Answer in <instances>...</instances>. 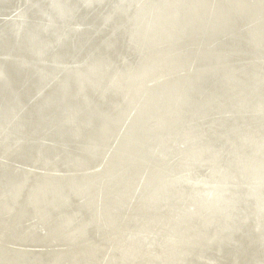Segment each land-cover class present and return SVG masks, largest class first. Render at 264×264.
Returning a JSON list of instances; mask_svg holds the SVG:
<instances>
[{
    "label": "bare ground",
    "instance_id": "1",
    "mask_svg": "<svg viewBox=\"0 0 264 264\" xmlns=\"http://www.w3.org/2000/svg\"><path fill=\"white\" fill-rule=\"evenodd\" d=\"M43 1H45V0H42V2ZM49 1H50V9L52 10L53 13L55 10V11L60 12L62 15H64V19L62 20V22L59 23L56 19H53L54 14L50 10H49L48 15L50 16L52 23H50L48 26H44L45 24L41 25L40 23H37L38 21H36V23L32 22V24L26 23L27 25L24 26L25 22H23L24 23L23 29H26L25 32L27 33V35L32 38V40L30 41V44L33 46L31 49L32 50L31 55L25 56V57L21 56L20 59H13L14 56L16 55V53H13V52L7 50L5 47L1 46L0 48H2V49H0V56H2V55L5 56V58L7 60L6 61H0V64H2V62L4 63L7 61H16V63H20V65L24 66V68L28 67V68H31L30 70L34 69L40 77H43L40 82L37 81L35 84V86H37L36 87L37 91H38V89L43 90L41 88V86H43L42 84H44V82H47L49 79H51L50 77L52 75H55L57 72H60V73L62 72V74H63L65 71L73 70V69H68L67 67H66L67 68L66 70H63V68H64L63 62H65L66 58H68V60H70V62H71V59L75 63L80 61L79 64H81L80 66L83 69L79 74L80 76L77 75L74 81H71V79H69V78L62 79V78H64L63 77L64 74L61 75L62 76L61 81H59L54 86V87H58V88L54 92H52L49 96H47L45 93L44 96L41 97L42 103H40V104H39V102H36V101L31 102L28 97H27V99L23 98V100L18 99V98H16V94L12 90L10 97L7 100L4 99L2 102H0V116H1V114H3L2 115L3 119H0V129L2 128L0 133H3L2 135L5 136V139L7 138V141L9 140L10 136H12L13 138L16 137L17 139H22V143L31 142V144L28 143V145H32V144H36L37 142L42 140V136L47 137L46 135L48 134V132H50V133H54V135L50 134V136L53 138V140H55V145L60 144L62 146V144H64V141L68 140L69 141L68 144L70 146V147H68L69 149L72 147V144L74 145L76 143V140H79L80 143H79L78 149H80V151H81V153H79V154H81V156H82V152H83L85 158L87 157L86 155L88 154V153L86 154V152L84 153L85 146L87 147V145H90L92 143L94 144L96 139H97V146L95 144H94V146L97 149L95 151H98V149L101 150V148H100L101 147L100 146L101 145V137H99V135L100 134L111 135V134H109V133H111L109 129H110L112 120L115 119V116L113 115V113L116 114V112H118V111L120 112L121 108L124 104V102L118 101L117 102L118 105H116V104L113 105V100L116 97V96L114 97V95L117 94L115 91L119 92V88L120 89L124 88L126 80H127L126 78L128 76L135 75V74L139 73V69H140L141 65L144 63V62L142 63L144 55H147V56L149 55L152 58L158 59V60L161 59L160 61H163L164 59H166L165 57H168V59L172 61L171 62L172 67H169V68H170V70H172V73L174 75H172V73H171L167 79H164V81H162V83L159 82L160 84L158 86L160 87L165 83H170L171 84V91L170 92L175 93V95L179 92L178 98L176 97L174 99V97H173L172 102H167L162 107H161V105L163 102L161 104H159L161 101V100H159L160 96L158 94L153 95L154 104L148 108L147 114L149 115V120L151 119L150 121L155 125L154 126L155 127V133L154 134L162 132L163 129L165 128L166 124H168L172 119H174L173 118L174 114L178 113L183 119L181 125H184V123H185L184 120H187L189 122V125H188V126H190L189 128H191L193 133L196 134L197 140H196L195 145H194L195 150L198 149L199 154H203V155L206 154L207 157H209L212 155V152L214 151V147H216L218 145L224 146L226 144L225 137H228V139L229 138L231 139V142H230V140H229V142H230V145L233 147V149H234V147L237 146L236 140L238 137H242V135L244 138L249 137V134L252 133L251 130L254 127H252V129L250 128L251 130L249 131L247 126L250 122L252 123V121L254 119H255V123L257 124V125L255 124L256 125L255 128L260 130V132H261V130L264 129V126L259 127V124H261L262 121L264 122V120H263L264 115H261L262 112L261 111H260L261 113L258 112L260 115H257L258 113L256 114V112L258 110H255L256 111L255 113H252L254 111L251 112V110H252L251 107L258 105L260 102H264V78H263L264 72L259 70L261 68H259L257 66L258 62L255 61V59L254 60L251 59L249 62H246L244 64L239 65L240 64L239 63V59H240L239 56L241 54H245L247 52L253 54V50H249V47H244L243 42L246 44H250V45L254 46L255 47L254 51L256 54H258V53L260 54V59L264 55L263 54L264 53V0H199V1L197 0V2H199V4L197 6L195 5L196 0H134L133 2H131V4H128V5H125L124 2L132 1V0H120V3L119 4L116 3V5L114 4L115 2L113 0L110 2L109 7L111 6L114 12L118 11L119 9H126L124 11V13L127 15L128 12L126 13V11H128V8L129 9L135 8V11L132 13L130 12L131 14H129L128 16H125L127 18L126 24L115 23L113 26V29L111 27L112 32H109L108 35H105L102 38H98L97 40H102V42H100L101 44L99 43L97 46H94L96 43H98L97 40H94V37H95L94 31H96V29L98 28L97 26H94L97 22L96 17H101L102 15L106 14V11L104 14H100V13L94 14L93 13L92 15H95V18H93L92 23L87 19L88 15H89L87 10L84 12L81 11L82 17H80L81 12H79L78 18L80 20H78V19H75V20L81 21V22H83V24L86 22V23H88L89 26H86L84 24L85 28H87V29H84L81 32L77 30L76 33L75 32L72 33L71 29H69L67 27V25H68L67 22L70 21L72 17L73 18L77 17L76 11L78 9H80V4L78 3L79 0L78 1H75V0H48V3H49ZM83 1L87 2V3H91L90 4V6H91L92 4H94L93 1H97L95 4V5H97V4H100V2L104 1V0H83ZM215 1H217L216 5L211 4L212 2L215 3ZM18 2H21V1H18ZM24 3H25V1H24ZM28 3H29V1H28ZM33 4H35V2H33ZM113 4H114V6H113ZM25 6H26V4H25ZM36 6H38V3H36ZM21 8H23V7H21ZM30 8H31V5H30ZM194 9L196 10V17L195 18L193 16ZM172 13H177V14H176V16L168 19L167 16H169ZM26 14H30V13H26ZM113 14H115V13H113ZM238 14L241 15V17L244 20L240 21V17L238 16ZM162 15H164L166 17H164ZM90 16L91 15H89L88 18H90ZM108 17L110 19L112 17V14L111 13L108 14L105 19L107 20ZM46 18H48V16ZM109 19H108V21H109ZM41 20H42V18H41ZM75 20H74V22H75ZM246 21H249L248 24L250 23L251 27H248V28L245 27L244 29H241V26ZM6 23H8V22H6ZM12 24H14V23H12ZM69 24H71V23H69ZM98 25H100V24L98 23ZM35 26L38 28L43 27L44 30H43L42 36L45 32L47 35L50 36V37L49 36L48 37L52 41H57V42L52 43V44L50 43L49 45L45 46L44 49L40 50L41 44L43 42L49 43L50 40H48V39L44 40L46 38L44 36H43L44 38L42 39L41 36H39L38 28L35 29ZM129 26H131L132 29H130ZM244 26H246V25H244ZM73 28H74V25H73ZM121 28H123L124 31H126V32L131 30L129 41H130V43L134 44L135 46H134V50L129 51V52L131 54L135 55V61L132 60V62H130V63H124L122 61V62H120L121 65H116V61L119 59V57L121 58V56H117V54H112L110 51L101 52V48L106 46V47L110 48L111 50L113 48H114V50L116 48L122 49L121 54L123 51L125 52L126 51L125 50V43L123 42L125 40L122 41V47L121 48H119V46L116 44V39H118L116 31L118 29H121ZM98 29H100V28H98ZM68 34L73 36V39H71L72 43H71V40L65 39V37H68ZM143 34H145V35L147 34V36L145 38H143ZM147 38H148V41H147ZM85 39L88 40V43H89L88 45L86 44L87 41H84ZM189 40H191V41L193 40V44H191L189 42ZM91 43H92V45H91L90 49L86 50V46H89ZM83 46H85V47L83 48ZM64 48L65 49H72L71 53H73V54H71V53H69L67 55L60 54L59 52L62 51ZM46 57L49 58V61H50V64H48V65L46 62ZM238 57H239V59H238ZM191 58H193V59L195 58V60L192 61V63H195L194 71H192L190 73H189V71H187L188 72L187 74H182V75L180 74L181 76L177 77L176 73L179 72L177 69L179 67V65L184 64L183 62H187ZM179 59H180V64L177 65L176 60L178 61ZM241 59H242V57H241ZM124 61H125V59H124ZM129 61H131V60H129ZM262 61H263V59H262ZM259 63H260V61H259ZM60 64H62V65H60ZM151 64H153V63H151ZM70 66H72V64ZM76 66H79V65H76ZM191 66H192V64H191ZM157 67H158V65H157ZM49 70L54 72V73H52L51 75L50 74L48 75ZM192 70H193V66H192ZM143 71H142V73H143ZM152 71H154V70H152ZM164 74H165V72H164ZM154 77H156V76H154ZM1 79H3V81L0 82L1 91H5V89L7 87L11 86L10 85L11 79L9 78V75L7 74L5 69L2 68V65L0 67V80ZM136 79H138V78H136ZM156 81H157V79H156ZM86 83L89 86H92L93 90L88 92L85 89ZM135 84H136V82H135ZM175 90H178V92H175ZM59 91L62 93H60ZM156 91H158V90H156ZM144 92H146V91H144ZM130 93H132V92H130ZM32 94L34 95V93H32ZM40 94H41V92H40ZM121 94H123V92H121ZM142 94H143V92H142ZM2 95L0 94V99H1ZM128 95H131V94L128 93ZM35 96H36V93H35ZM41 96H42V94H41ZM122 98L125 99V96L122 95ZM168 98H170V97H168ZM164 100L165 99L163 98L162 101H164ZM24 103H25V106H24ZM151 103H152V101H151ZM23 106L26 109L25 110L26 114L25 115L22 114L19 116L18 113L20 112V109L23 108ZM176 106H178V107H176ZM125 108H127V106ZM181 108H182V110H180ZM156 111H157V113H156ZM212 112H214V114L215 113L220 114V116L216 115V114L213 115L212 119L215 120V122L213 124H210L211 126L209 127V123H206V118L210 117L211 115H209V114ZM19 114H21V113H19ZM27 115H30V116L27 117ZM179 115H178V118H179ZM227 115H229L228 116L229 119H227ZM225 116H226V118H225ZM69 121H71V123ZM11 124H17L18 125L17 127L13 128L14 134H13V132L11 133V131H10L12 129ZM186 124H188V123L186 122ZM204 124H206V125H204ZM181 125H179V126H181ZM37 126L45 127L46 129L44 130L43 133L46 132V134L40 136L38 131H36V130H38ZM70 126L76 127L74 130L73 136H71V129H68ZM141 128L144 129L143 126ZM185 128L186 127H184L183 130ZM48 129H49V131H47ZM136 129H137V127L134 130H136ZM172 129L173 128H171V130ZM188 131H189V129H188ZM206 132H209L208 135L206 134ZM177 133H178V131H177ZM258 133H259V131H258ZM114 134H116V133H114ZM149 134H150V132H149ZM190 134L191 133H189V135ZM171 135H172V133H171ZM116 136H118V135H116ZM175 136L177 137V134H175ZM147 137L142 132H140L135 137V139L140 141V143H138V145H140V148H142V149H140L139 146L138 147L136 146V144H134V148H133L132 143L128 140L129 134H127V135L124 134L122 136V138L124 139L123 145L121 146L122 149H120V150L121 151L123 150V153L129 152L130 154L135 155V160H140L139 156L145 157L146 152H148L150 155H152V157L154 156L156 158V160H155V158H151L152 162L156 161V162H158V164L160 166H156V164H154V163H150L147 166L142 165V166H144L143 170H147L146 174L150 175V178L147 179L146 182L144 183V185L145 184H147V185H145V186L142 185L143 190H142V192L140 191V197H139V199L141 198L140 204L144 205L145 204L144 200L155 201V202H158L161 199L166 200V203L172 207L169 211L170 216L169 217L168 216H162L161 215V213L163 212V210H162V212L161 211L157 212V214L153 215V217L158 218L162 222H167V221L169 222L170 220L172 222L173 218H175V219L178 218V216L181 213H184L185 210L187 208H190V207L185 205L184 207H181L180 210H177L178 206L174 207L173 203H171L172 200L170 198L171 197L170 195L174 194V193H170V192H172V190L167 192L168 196H162L158 192V188H160L162 186H167V187L169 186L170 187V184L178 178L186 179L187 173H188V171H190L189 167H192V166H189V167H187V169L185 168V170H183L186 177H183L184 175L182 176L181 174L178 173V175H176L177 178L176 177L173 178V176H171L169 171H168L169 167H167V165L169 166V164L171 163V161H169L170 160L169 159L170 153L167 156V152H171L172 150H174L175 146L174 147L170 146V148L165 149V150L163 149V151H161V152H159V150L158 151L154 150L155 151L154 153L152 151H151L152 153H150L146 149L147 147L143 146V144H145L146 141L148 142ZM156 138L159 139V137L157 135H156ZM257 138L260 141V139L264 138V133L262 135H257ZM158 139H156V140H158ZM191 139H193V137ZM16 140H15V142H16ZM245 141H247V139ZM250 141H251V139H250ZM117 142H119L118 138H117ZM141 142H144V143H142V146H141ZM247 142H246V144H247ZM48 143H50V142H48ZM38 144L39 143H37V145ZM43 144H46V143H43ZM53 145H54V143H53ZM16 146H18V144ZM56 146H58V145H56ZM149 146H150V144H149ZM229 146H227L228 150H229ZM242 146H243V144H242ZM242 146L238 145L239 148ZM39 147H41V146H39ZM184 147H185V142H184ZM159 148L160 147H158V149ZM251 148H252V145L244 148V150H242L243 148L242 149L240 148L241 150H239V151L237 150L238 148L237 149L235 148V150H237L236 153L239 154L238 157H240V159H243L245 164L247 166H249V171H250V169H252L253 173L257 174V177H258L260 170L257 169L256 167H254L255 162L253 163V161L250 160L251 158L250 159L248 158V150L247 149H250V151H251ZM72 149H75V148H72ZM58 150H60L61 153L62 152L65 153L67 151V150H65L64 146H62L61 148H58ZM108 150L110 152V149H108ZM225 150H227V149H225ZM259 150H262L259 153V156H260V154L264 153L263 152L264 149H263V147L262 148L258 147V151ZM105 151H107V150H105ZM184 152L186 153V151H184ZM196 152L198 153V151H196ZM95 153H97V152H95ZM105 154H106V152H105ZM171 154H172V152H171ZM193 154H194V151H193ZM215 154H217V151ZM23 155H25V154H23ZM67 155H66V157H67ZM92 155H93V152H92ZM92 155H90V156H92ZM102 155H104V154H102ZM172 155L175 156V154H172ZM42 156H44V155H42ZM52 156H50V157H52ZM195 156H196V154H195ZM244 156H245V158H243ZM68 158H69V156H68ZM73 158H74V156H73ZM170 158H172V157H170ZM209 158H211V157H209ZM46 159H47V157H46ZM263 159H264V157H263ZM71 160H73V159H71ZM86 160H84V161L86 162ZM195 160H196V158H195ZM212 160H214V159H212ZM61 161L63 162V160H61ZM121 161H122V166H123L125 172H129V171L133 172L134 164H132V162H130L126 159H123ZM173 161H172V164H173ZM222 161H223V159H222ZM228 161H226V163L223 162L222 164H220V157L218 156L216 158V160L212 161L213 163H211V165H212V167H214V169H218V170H222V171L224 170L228 174V173L232 172V167L229 168L227 165ZM8 162L5 164H8ZM168 162H170V163L168 164ZM75 163H76V161H75ZM2 165H1V167H5ZM238 167H240V164ZM197 168L198 167H196V169ZM200 168H202V166ZM205 168H207V167H205ZM237 169L239 170V168H237ZM240 169H241V167H240ZM136 170L138 172H141L140 167H137ZM169 170H171V169H169ZM176 170H177V168H175V171ZM199 173H201V172H199ZM204 173H206V172H204ZM261 176H262V174H261ZM1 177H0V186L5 184L3 182L7 183V181H8L7 179L6 180L4 179L5 181H3V179ZM133 178H135V177L132 173L130 181H132ZM195 178H196L195 180L199 179L197 177H195ZM10 179H12V178H10ZM10 179H9V181H10ZM119 179H120L119 176H112L113 181H119ZM72 180H73V178H72ZM228 180H229V178H228ZM232 180H234V179H232ZM235 180H236V178H235ZM14 181H16V180H14ZM226 182H228V181H226ZM58 183H59V181H58ZM135 183L136 182L134 180V185H135ZM216 183H218V182H216ZM246 183H247V181H246ZM14 184H16V183H14ZM140 184H143V183H140ZM60 185L62 186V184H59L57 187H59ZM54 186H56L55 183H54ZM215 186H217V185H215ZM102 188H101L102 191L100 189V192H101L100 201H102V199L104 198V196H106V194H107V196L111 197L112 203L115 201L114 198L118 199V192L113 191V190L109 191L107 189L106 184L104 186H102ZM109 188H110V186H109ZM138 189H137V191H138ZM177 189H180V187L178 186ZM181 189H182V187H181ZM258 189L259 190H257V189L256 190L259 192H254V195L256 196V198L259 199V201H264V192H262V190H260V188H258ZM10 191L8 190V193H7V191L3 192V195H2L3 199L0 200L2 203H5L6 205H8V207L11 206L10 205L11 202L9 203V202H5V201H7V199L9 198V197L7 198V196L9 193H11ZM173 191H175V193L178 194V191H176V190H173ZM226 192H228V191H226ZM49 193H50V191H47V192L44 191V196L47 197V195H48L49 199L52 197V201L55 203H54V205L52 204V206H50V207L48 206V209H47V207H44L45 211H49V209H53V211L55 209L58 210L60 207H62L61 209L64 210V211L60 210L58 212H56V210H55V213H52V211L50 210L51 211L50 213L49 212L46 213L47 216L45 215V218H46L47 223L45 222V224L50 227L56 223V221L58 220V218L62 214L67 215L68 213L73 212V209H76L77 207L79 208L80 205L74 206L73 203L64 205V203H66V202L63 199L66 198V195L68 192L62 193V191H60V188L54 187L52 189L51 193L50 194ZM167 193H166V195H167ZM241 195L243 196L241 190H237L236 193L235 192L233 193V191H232V193L220 195L223 203L225 204L224 208L221 207V213H219V212L217 213L220 215L219 217L221 218L218 222H222V223H218V229L217 230L215 229L213 232L208 233V231L207 232L205 231L206 229L212 227V225L210 227L205 228L204 230L203 229L200 230V229L196 228V224H197L196 222H200V221H203L206 219V217H202V216H197L199 218L198 220H194V218L192 217V230L189 227L190 222H186L185 224H183L184 226L182 224L176 225V221L172 222L173 227L176 225V228H178V229L173 228L169 224L167 226V228H165V233L162 232L163 234H161V236L165 235L164 239H162V237L159 235L160 236V237H158L159 242L156 241V242H158L159 247L155 249L157 252L163 251V255H164L166 261L160 260L159 263H157V264H170L171 259L173 260V262H175V261L180 262V260L183 258V256H184V259H182L181 263L187 264L186 263L187 260L185 259V256L187 257L186 254H189L192 256L191 258H188V259L193 260L192 262L194 264L195 263L196 264H205L208 261L207 259H206L207 261L203 259L205 257V255H210V254H213V252H214L216 256L217 255L219 256V255H221L224 246L226 247V245H228L229 243H235L236 244V242L233 241L235 239L236 233L240 232L239 234L243 235L245 233V230H244V227H242L240 225L238 226V224H237V226L235 225L236 223H238L236 220H234V221H232V220L238 216L237 215L238 211H241V209L244 210L250 205V204H246V203L242 202L243 198ZM244 195H245V193H244ZM95 196H93L94 201H95ZM137 196H139V195H137ZM247 197L249 199L250 196H247ZM88 198L90 200H92L90 197L87 196V199ZM54 199H56V201ZM98 199L99 198L96 197L97 202H98ZM26 200H27V198H26ZM12 201H14V200L12 199ZM39 201H41V200H39ZM41 202H43V201H41ZM45 202H47V201H45ZM59 202H63V203H59ZM76 202H78V201L76 200ZM225 202H227V203H225ZM201 203H202V205H200L198 207L199 212L203 213L204 209L210 208L212 210V208H214L211 205V203L210 204H208L206 202H201ZM41 204H43V203H41ZM41 204L37 203L38 207H36V208H38V209H39V207L42 208ZM92 204L94 205L93 201H91V203H90L91 208H92ZM97 204H99V203H97ZM132 204H133V202H132ZM136 204L138 205L139 203H136ZM6 205L1 206V207H4L6 209V208H8ZM178 205H179V203H178ZM66 206L68 207V211L65 210ZM131 206H134V205H131ZM73 207H75V208H73ZM192 208L195 209V207H192ZM106 209L107 210L109 209V211L112 210V207L110 206V204H107ZM231 209H233V210H231ZM243 212H245V211H243ZM257 212H258V210H257ZM84 213L86 214V213H88V211H85ZM138 213L139 212L134 213V214L137 216L141 215ZM19 216H22V215H19ZM137 216H134V217H137ZM251 218H253V217H251ZM258 218H264V214L260 213V215H258ZM138 220L139 221L141 220L139 223H141L142 226L141 227L138 226L140 228H137L136 225H134L135 226L134 234L130 232L131 235L126 237V239H127L126 244H127V246L133 248L134 251H136L139 254V252L137 251V248L139 246L134 245L133 240L136 237L133 238V236H138V235H142V234H150L152 231H156L157 227L156 226L153 227L154 226L153 225L152 227H150V229H152V231L147 230V227L151 225L148 222H151L153 220L152 217H148V216L144 215L142 217L140 216ZM134 221H135V219H134ZM246 221L248 222V220H246ZM230 222H232L234 225L231 228H229L227 226ZM81 223H83V221L82 222L80 221L79 223H77V225L81 224ZM146 224L148 226H146ZM259 224L261 225V221ZM185 226H187L188 228H186ZM263 226H261V227H263ZM130 229H133V228H130ZM210 229H212V228H210ZM225 229L229 230L230 231L229 233H231L227 240H225V238H226L225 234L228 232L225 231ZM158 230H159V226H158ZM2 233H4V232H2ZM26 233L27 232H25V234ZM155 233H158V231H156ZM23 234H24V232H23ZM123 234L121 236L125 237L126 233L124 235ZM33 235H35V234H33ZM196 236H198L197 239H194ZM190 237H193L194 241L197 240V242H200L198 239H201V238L210 239L212 237L215 240L203 244L206 246L204 249L201 247L202 250H200V251H195V250L190 251V250H192L191 248H179L176 245L174 246L175 243H179V242L184 243V244L188 243V239ZM155 238H154V240H155ZM239 238H241V236L237 237V240ZM256 238H257V246L261 245L262 243L260 242V236H256ZM154 240H153V242L155 243ZM0 241H1V239H0ZM121 241H123V240H121ZM144 244H146V243H144ZM155 247H157V246H155ZM247 248H251V244L244 240L242 243V249L245 250ZM138 250H139V248H138ZM173 252L175 253L176 257L171 258V259L168 258V255L173 256ZM149 253H150V251H149ZM0 254L1 255L9 254L8 252L7 253L5 252L4 247H2L1 244H0ZM248 254H249L248 261L253 260L256 257V255H255L256 251H255V253H251V254L248 253ZM163 255H160V256H163ZM244 255H245V253L242 252V250H241V252L238 254V256L233 259V262L235 264H239L241 259L244 257ZM144 256H145V254H144ZM210 257H211V255H210ZM29 259H30V257H29ZM161 259H163V258H161ZM209 259L211 260V258H209ZM260 260L262 261L260 254H258L257 257L255 258V262L260 261ZM28 263L30 264L31 262H28ZM151 264H156V263H155V261H152ZM212 264H214V263H212ZM263 264H264V261H263Z\"/></svg>",
    "mask_w": 264,
    "mask_h": 264
},
{
    "label": "rangeland",
    "instance_id": "2",
    "mask_svg": "<svg viewBox=\"0 0 264 264\" xmlns=\"http://www.w3.org/2000/svg\"><path fill=\"white\" fill-rule=\"evenodd\" d=\"M5 5L0 7V30L5 27V26H10L13 25L12 23H14L16 26H20L21 28L23 27V22H25L24 26L33 23H36V21H38L37 23H40L41 25L44 26H48L50 23H52L50 16L48 15V10L44 7L45 11H42L39 14H35L32 12V7L30 8V5L34 2V0H5ZM21 1V2H18ZM25 1V3H24ZM29 1V3H28ZM31 1V2H30ZM48 0L45 1H40L38 6H42V5H47ZM113 0H104L102 1L100 4L98 5H92L91 7L87 8V12L89 13V15L94 14H104L105 11H109L110 7V2ZM199 1V0H198ZM22 3V4H21ZM107 3V4H106ZM217 1L212 2L211 4H215L216 5ZM26 4V6H25ZM199 4V2H197V0L195 1V5L197 6ZM9 5V6H8ZM101 5V6H100ZM28 6V7H27ZM23 7V8H21ZM36 7V6H34ZM43 7V6H42ZM10 8V9H9ZM13 8V9H12ZM27 8V9H26ZM30 8V9H29ZM101 8V9H100ZM6 9V10H5ZM10 10V11H9ZM29 10V11H28ZM84 10V11H86ZM90 10V11H89ZM81 8L78 9L76 11V16L75 18H71L70 21L67 22V27L69 29H71L72 33H76V31H82L86 26H89L88 23H84L81 21H76L75 19H78V13L81 12ZM132 11V8L129 9L128 11H126L128 16L129 14H131L130 12ZM3 12V13H2ZM2 13V14H1ZM22 13V14H21ZM26 13H30V14H26ZM109 13H111V11H109ZM4 14V15H3ZM6 14V15H5ZM21 14V15H20ZM26 14V15H25ZM195 14V15H194ZM3 15V16H2ZM48 18H46L47 16ZM88 15V17H89ZM29 16V17H28ZM38 16V17H37ZM193 16L194 18L196 17V10L194 9L193 11ZM238 16L240 17V21L244 20L241 15L238 14ZM7 17V18H6ZM10 17V18H9ZM22 17V18H21ZM116 16L112 15V17L109 19V21H107V23H103L102 25H94L97 26L100 29H96V31H94L95 33V37L94 40H97L98 38H102L105 35H108V33L111 31V27L113 29V24L117 23V19L115 18ZM3 18V19H2ZM26 18V19H25ZM37 18V19H36ZM42 18V20H41ZM6 19V20H5ZM29 19V20H28ZM36 19V20H35ZM40 20V21H39ZM48 20V21H47ZM75 20V22H74ZM111 20V21H110ZM116 20V21H115ZM12 21V22H11ZM27 21V22H26ZM31 21V22H30ZM35 21V22H34ZM73 21V22H72ZM115 21V22H114ZM8 22V23H6ZM113 22V23H112ZM249 21H246L242 26L241 29H244L245 27H251L250 23L248 24ZM27 23V24H26ZM47 23V24H46ZM71 23V24H69ZM75 23V24H74ZM111 23V24H110ZM78 24V25H77ZM74 25V28H73ZM77 25V26H76ZM81 25V26H80ZM84 25V26H83ZM246 25V26H244ZM2 26V27H1ZM70 26V27H69ZM72 26V27H71ZM102 26V27H101ZM83 27V28H82ZM105 27V28H104ZM74 29V30H73ZM105 30V31H104ZM102 31V32H101ZM106 33V34H105ZM94 36V35H93ZM101 36V37H100ZM87 41V45L88 40H84ZM57 41H52L50 40L49 43L43 42L41 44V49H44L45 46L49 45L50 43H56ZM129 44V43H128ZM127 44V45H128ZM44 45V46H43ZM130 47V44L127 46ZM126 47V48H127ZM130 50H126L125 52L123 51L122 54H118L117 56H121V58L119 57V59L116 61V65H121L120 62H124V63H130L133 61H135V55L131 54L129 52ZM257 52V51H256ZM131 55H130V54ZM244 53V52H243ZM264 54V53H263ZM259 55V56H258ZM132 56V57H131ZM248 56V57H247ZM147 57V58H146ZM240 57V59H239ZM238 57L239 59V65L244 64L246 62H249L251 59L258 62V67L261 68L259 69L260 71L264 72V55L263 57L260 59V54H256L255 51H253L252 53H245V54H241ZM242 57V59H241ZM2 58V59H1ZM5 60H4V59ZM129 58V59H128ZM131 58V59H130ZM166 59H164L163 61H160L161 59H154L151 56H147L144 55L143 57V61H142V65L139 69V73L135 74V75H131L128 76L126 79V83H125V88L120 89L119 88V92L121 94V92H123V95L126 96V98L124 99V101H126L127 99V105L124 103L121 111L120 112H125V115L123 114V118L118 122L115 131H112L110 134L111 135H107V134H100L99 137H101V150L98 149V151H95L97 148H95L94 144L97 146V139L95 140V143L92 145H87V147L85 146L84 149V153L86 152V158L84 157V154L82 152V156L81 151L79 148V140H76V145L72 144V147L69 149L68 147V140L64 141V144H62V146H64L65 150H67L65 153H61L60 150H58V148H61L62 146L60 144H56L58 146L55 145V140H53V138L50 136V132H48V134L45 136H42V140H40L38 145L36 144H32L30 146V148H33V152L31 151V157H27L25 155H23L24 153L18 154V152L20 153V149L18 151V147L20 146V144L22 143V139H17L16 137H12L10 136L9 140L4 141H0V167L2 166H7L6 168H9L13 173H15L16 175L14 177H11L9 175V183L3 182L5 183L4 185L0 186V200L3 199V192L8 190L10 191L11 189V193L8 194L7 201L5 202H11L10 205L8 207V205H6L5 203H2L0 201V244L2 247H4L5 252L9 253V254H0V264H27L28 262H31L30 264H151L152 261H155V263H159L160 260H164V255H163V251L161 252H157L155 249L159 247L158 245V240L161 236V234H163L162 232L165 233V227L164 229L156 224H151L150 226H148L147 224L150 223L148 222L146 224L147 230L152 231V229H150V227H157L158 233H155L156 231H152L150 234H142V235H138V237H136L133 242L135 246H139V250L137 248V251L139 252V254L134 251L133 248L127 246V236H130L131 233L134 234V230H135V226L137 222H140L138 219L141 215H135V211L134 208L137 206L136 203H139L140 199V191L142 192L143 190V186L147 185L144 183L146 182L147 179L150 178V175L146 174L147 170H143L144 166L149 165L150 163H154L156 164V166H160L158 164V162L153 161L151 158H155L154 156L152 157V155H150L148 152H146V156H139L140 160H135V155L130 154L129 152H125L123 153V150H118V153L120 154L119 157H117L116 160H114L112 162V164L109 166V168L107 169L108 165L111 163L112 159L114 158V151L118 145L117 142V138L118 140H120L121 136L123 135L122 133L125 132V130L127 129V127L129 126L130 119L132 117V112H133V108L135 110H137L140 106V114L138 116V119L136 122H133L128 128V130H126L125 135L129 134V141L132 143L133 148H134V144H136V146L140 148V145H138V143H140L139 140L135 139V137L140 133H144L145 136L147 137L148 142L146 141L145 144H143V146H146L147 150L150 153H154L155 151L161 152L163 151V149H168L170 148V146H175L174 150H172V155L171 152H167V156L169 154V161L167 165L168 171L170 173L171 176L176 177V175L181 174L183 177H186V175L184 174L185 168L187 169V167H189L188 173H187V177L186 179H188V181L192 182V183H197L199 186L202 185L203 187H205L207 189L208 192H212L216 189L219 192H221L220 195H222V191L227 193H233L238 190L237 188H235L234 186L238 183H246V181L248 182L249 180H253L255 181V185H258V183H260V185H264V153L260 154L259 153L262 150L258 151V147H263L264 149V138L260 139V141L257 138V135H262L264 133V129L258 130L256 127V123H255V119L252 121V123L250 122L249 125L248 124V130L250 131L252 129V127H254L251 131L252 133L249 134V137H238L237 138V146L233 147L230 145L231 139L228 137H225L226 139V144L224 146L218 145L216 147H214V153L212 152V155L207 157L206 154H199V150H195V142L197 140L196 134L193 133V131L191 130V128H189V122L187 120H184V125L182 124V117L178 114L175 113L174 114V119H172L168 124H166L165 128L163 129L162 132L159 133H155V125L149 120V115L147 114L148 112V108L151 107L154 104V99H153V95L154 94H158L159 100L161 104L162 102V106H164V104H166L167 102H172V98L174 97V99L179 96V92L178 90H175V92H178L176 95L175 93L170 92L171 91V84L170 83H165L162 86H158L162 81H164V79H167L169 77V75L172 73V70H170L169 67L171 66V60L168 59V57H165ZM244 58V59H243ZM257 58V59H256ZM123 59V60H122ZM125 59V61H124ZM146 61H145V60ZM263 59V61H262ZM7 59L5 58V56H0V61H6ZM131 60V61H129ZM155 60V61H154ZM195 58H191L189 59L187 62H183L184 64H180V59L177 62V65H179L178 69V73L177 77L181 76L182 74H187L189 71L192 72L194 71L195 68V63H192V61H194ZM190 61V62H189ZM241 61V62H240ZM260 61V63H259ZM46 62L47 65L50 64L49 58L46 57ZM69 62V63H68ZM73 60L71 59L68 60V58L65 59V62H63V70L68 69H75V68H79L81 67L79 64V62L75 63L73 62ZM169 62V63H168ZM153 63V64H151ZM164 63V64H163ZM168 63V64H167ZM263 63V64H262ZM60 64V65H62ZM72 64V66H70ZM174 64V63H173ZM187 64V65H186ZM193 66V70H192V66ZM67 65V66H66ZM79 65V66H76ZM158 65V67H157ZM62 66V67H63ZM70 66V67H69ZM83 66V65H82ZM164 66V67H163ZM191 68H190V67ZM67 67V68H66ZM151 67V68H150ZM181 67V68H180ZM263 67V68H262ZM157 68V69H156ZM166 68V69H165ZM189 68V69H188ZM156 69V70H155ZM160 69V70H159ZM180 69V70H179ZM144 70V71H143ZM152 74L149 75L148 71H152ZM145 72V74L142 73ZM141 72V73H140ZM165 72V74H164ZM181 72V73H180ZM60 72H57L55 75H52L47 82H44V84H42L43 86H41V89H38V91L36 92V96L35 93L34 95H30V97H28L30 99V101L34 102V101H38L39 99H41V97L44 96V94L46 92H48L50 89H52L55 84H57L59 81H61V78L63 75L62 72L59 74ZM169 73V74H168ZM142 76V78L144 77V75H148V77L143 80H136V78L139 79V77ZM163 74V75H162ZM181 74V75H180ZM59 75V76H58ZM172 75H174L172 73ZM150 76V77H149ZM156 76V77H154ZM59 77V78H58ZM135 77V78H134ZM160 77V78H159ZM166 77V78H165ZM53 78V79H52ZM264 78V76H263ZM157 79V81H156ZM56 80V81H55ZM58 80V81H57ZM146 80V81H145ZM149 81V82H148ZM52 82V83H51ZM54 82V83H53ZM136 82V84H135ZM139 82V83H138ZM128 83V84H127ZM138 85L137 90L134 89V87H136V85ZM45 85V86H44ZM49 85V86H48ZM167 85V86H166ZM142 86V87H141ZM149 86V87H148ZM152 89H151V88ZM155 87V88H154ZM159 87V88H158ZM167 87V88H166ZM128 90V91H127ZM135 90V92H134ZM149 90V91H148ZM158 90V91H156ZM127 91V92H126ZM146 91V92H144ZM169 93H168V92ZM42 96H41V94ZM132 92V93H130ZM135 96H134V93ZM138 92V93H137ZM142 92H143V96L142 97ZM39 93V94H38ZM131 94V95H128ZM172 93V94H171ZM168 94V95H167ZM128 95V96H127ZM150 97H149V96ZM164 95V96H163ZM116 96V97H115ZM138 96V97H137ZM166 96V97H165ZM114 100H113V105L116 104L118 105V101H121V97L120 95L116 94L114 95ZM170 97V98H168ZM163 98L165 99L164 101ZM168 98V99H167ZM27 99V98H26ZM139 99V100H138ZM150 99V100H149ZM152 101V103H151ZM137 102V103H136ZM144 104V105H143ZM136 105V106H135ZM149 105V106H148ZM254 105V104H253ZM252 105V106H253ZM25 106V103H24ZM23 106L22 109H20L21 114L18 113V115H22V114H26V109ZM127 106V108H125ZM261 106V107H260ZM129 107V108H128ZM178 107V106H176ZM258 108V109H257ZM263 108V109H262ZM251 112L255 113V110H258L256 112V114L259 112L261 113V115H264V102H260L258 105L251 107ZM261 109V110H260ZM182 110V108L180 109ZM261 111V112H260ZM24 112V113H23ZM157 113V111H156ZM213 113V114H212ZM210 113L209 115H211L210 117L206 118V123H209V127L211 126L210 124H213L215 122V120L212 119V116L215 115L214 112ZM251 113V114H252ZM257 115H260V114ZM160 114V113H159ZM179 115V118H178ZM208 115V116H209ZM219 115L220 114H216ZM229 115H227V119H229L228 117ZM181 118V119H180ZM191 118V117H190ZM210 118V119H209ZM226 118V116H225ZM181 121H180V120ZM209 119V120H208ZM146 120V121H145ZM212 120V121H211ZM263 120H264V116H263ZM209 121V122H208ZM150 124H149V123ZM175 122V123H174ZM180 122V123H179ZM186 122L188 124H186ZM135 123V124H134ZM254 123V124H253ZM263 123V124H262ZM262 125L259 124L260 126H264V122L262 121ZM148 124V125H147ZM171 124V125H170ZM256 124V125H255ZM168 125V126H167ZM181 125V126H179ZM206 125V124H204ZM253 125V126H252ZM17 124H11V133L13 132L14 134V130L13 128L17 127ZM144 127V129H142L141 127ZM137 127L136 130H134ZM153 127V128H152ZM186 127L184 130L183 128ZM146 128V129H145ZM171 128H173L171 130ZM251 128V129H250ZM2 129V128H1ZM0 129V131H1ZM178 129V130H177ZM189 129V131H188ZM146 130V131H145ZM167 132H166V131ZM178 133H177V131ZM180 130V131H179ZM134 131V132H133ZM185 131V132H184ZM191 131V132H190ZM259 131V133H258ZM138 132V133H137ZM150 132V134H149ZM113 133V134H112ZM116 133V134H114ZM172 133V135H171ZM188 133V134H187ZM189 133H191L190 135L193 137V139H191L192 137L189 135ZM209 132H206V134L208 135ZM261 133V134H260ZM3 133H0V139L1 138H5L4 135H2ZM122 134V135H121ZM153 136H152V135ZM164 134V135H163ZM167 134V135H166ZM175 134H177V137L175 136ZM253 134V135H252ZM118 135V136H116ZM156 135L159 137L156 138ZM187 135V136H186ZM194 135V136H193ZM4 136V137H3ZM49 136V137H48ZM110 136V137H108ZM134 136V137H133ZM173 136V137H172ZM184 136V137H183ZM45 137V138H44ZM108 137V138H107ZM116 137V138H115ZM152 137V138H151ZM162 137V138H161ZM191 137V138H190ZM107 138V139H106ZM165 138V139H164ZM186 138V139H185ZM17 139V140H16ZM104 139L103 143L102 140ZM158 139V140H156ZM170 139V140H169ZM190 139V140H189ZM228 139V140H227ZM242 139V140H241ZM247 139V141H245ZM251 139V141H250ZM16 140V142H15ZM135 140V141H134ZM156 140V141H155ZM166 140V141H165ZM185 140V141H184ZM230 140V142H229ZM43 141V142H42ZM112 143H111V142ZM115 141V142H114ZM164 141V142H163ZM228 141V142H227ZM254 141V142H253ZM20 142V143H19ZM50 142V143H48ZM52 142V143H51ZM105 142V143H104ZM137 142V143H136ZM157 142V143H156ZM184 142H185V147H184ZM193 142V143H192ZM245 142V143H244ZM247 142V144H246ZM251 142V143H250ZM263 142V143H262ZM28 143L31 144V142H27V143H22L28 145ZM46 143V144H43ZM54 143V145H53ZM117 143V144H116ZM141 142V146H142ZM160 143V144H159ZM181 143V144H180ZM228 143V144H227ZM240 143V144H239ZM9 144V145H8ZM18 144V146H16ZM106 144V145H105ZM108 144V145H107ZM116 144V145H115ZM150 144V146H149ZM243 144V146H242ZM44 145V146H43ZM50 145V146H49ZM154 145V146H153ZM157 145V146H156ZM166 145V146H165ZM168 145V146H167ZM192 145V146H191ZM232 147H230V146ZM239 146L242 150H244V148L249 147L252 145L251 151L250 149L248 150V158L253 161L254 163V167H256L257 169L260 170L259 172V176L257 177V174H254L252 169H250L249 171V166H247L244 162L243 159H240L239 154H237V150H241ZM260 145V146H259ZM263 145V146H262ZM36 146V147H35ZM41 146V147H39ZM54 146V147H53ZM106 146V147H105ZM187 146V147H186ZM229 146V150L228 147ZM48 147V148H47ZM115 147V148H114ZM155 147V148H154ZM158 147H160L158 149ZM163 147V148H162ZM167 147V148H166ZM189 147V148H188ZM226 147V148H225ZM39 148V149H38ZM47 149L50 153H45L43 151H40L42 149ZM52 148V149H51ZM75 148V149H72ZM113 148V149H112ZM176 148V149H175ZM178 148V149H177ZM221 148V149H220ZM235 148L237 150H235ZM256 148V149H255ZM12 149V150H11ZM38 149V150H37ZM110 149V152L109 150ZM112 149V150H111ZM122 149V147H121ZM142 149V148H140ZM144 149V148H143ZM186 149V150H185ZM188 149V150H187ZM194 149V150H193ZM218 149V150H217ZM223 149V150H222ZM227 149V150H225ZM77 150V151H76ZM79 150V151H78ZM107 150V151H105ZM155 150V151H154ZM194 154H193V151ZM234 150V151H233ZM13 151V152H12ZM17 151V152H16ZM35 151V152H34ZM39 151V152H38ZM59 151V152H58ZM152 151V152H151ZM180 151V152H179ZM186 151V153L184 152ZM191 151V152H190ZM198 151V153L196 152ZM217 151V154H215ZM69 152V153H68ZM90 152V153H89ZM93 152V155H92ZM97 152V153H95ZM106 152V154H105ZM222 152V153H221ZM232 152V153H231ZM241 152V151H240ZM250 152V153H249ZM264 152V151H263ZM18 155H17V154ZM37 153V154H36ZM39 153V154H38ZM42 153V154H41ZM95 153V154H94ZM185 153V154H184ZM189 155H188V154ZM11 154V155H10ZM14 154V155H13ZM36 154V155H35ZM56 154V155H55ZM64 154V155H63ZM68 154V155H67ZM97 154V155H96ZM104 154V155H102ZM166 154V153H165ZM192 154V155H191ZM196 154V156H195ZM221 154V155H220ZM44 155V156H42ZM53 155V156H52ZM67 155V157H66ZM92 155V156H90ZM100 155V156H99ZM127 155V156H126ZM52 156V157H50ZM58 156V157H57ZM63 156V157H62ZM69 156V158H68ZM74 156V158H73ZM166 156V157H167ZM220 157V164H222L223 162L226 163L229 168L232 167V172L228 173L225 172L224 170H218V169H214V167H212L211 163H213L212 161L216 160L217 157ZM225 156V157H224ZM231 156V157H230ZM235 156V157H234ZM250 156V157H249ZM13 157V158H12ZM23 157V158H22ZM27 157V158H26ZM44 157V158H43ZM47 157V159H46ZM49 157V158H48ZM65 157V158H64ZM71 157V158H70ZM83 157V158H82ZM147 157V158H146ZM172 157V158H170ZM207 157V158H206ZM223 157V158H222ZM258 157V158H257ZM18 158V159H17ZM58 160H57V159ZM183 158V159H182ZM196 158V160H195ZM200 158V159H199ZM223 161H222V159ZM245 158V156L243 157ZM54 159V160H53ZM63 160V162L61 160ZM73 159V160H71ZM87 159V160H86ZM93 159V160H92ZM123 159H126L130 162H132V164H134V169L133 172L129 171V172H125L124 168L122 166V161ZM147 159V160H146ZM175 161H173V160ZM189 159V160H188ZM214 159V160H212ZM239 159V160H238ZM4 160V161H3ZM10 160V161H9ZM33 160V161H32ZM86 160V162L83 161ZM150 160V161H149ZM156 160V158H155ZM185 160V161H184ZM232 160V161H231ZM257 160V161H256ZM259 160V161H258ZM8 164H5L7 163ZM13 161V162H12ZM74 163H72V162ZM76 161V163H75ZM173 161V164H172ZM195 161V162H194ZM231 161V162H230ZM3 162V163H2ZM136 162V163H135ZM146 162V163H145ZM149 162V163H148ZM184 162V163H183ZM237 162V163H236ZM257 162V163H256ZM85 163V164H84ZM231 163V164H230ZM262 163V164H261ZM5 164V165H4ZM29 164V165H28ZM175 164V165H174ZM189 164V165H188ZM240 164V167H238ZM72 165V166H71ZM144 165V166H142ZM232 165V166H231ZM234 165V166H233ZM261 165V166H260ZM46 166V167H45ZM171 166V167H170ZM194 166V167H193ZM202 166V168L200 167ZM243 166V167H242ZM137 167H140L141 172H138L136 170ZM196 167H198L196 169ZM207 167V168H205ZM209 167V168H208ZM212 167V168H211ZM245 167V168H244ZM262 167V168H261ZM38 168V169H37ZM44 168V169H43ZM175 168H177V170L175 171ZM194 168V169H193ZM217 168V167H216ZM239 168V170L237 169ZM74 169V170H73ZM171 169V170H169ZM174 169V170H173ZM196 169V170H195ZM205 169V170H204ZM207 169V170H206ZM211 169V170H210ZM234 169V170H233ZM246 171H245V170ZM262 169V170H261ZM7 170V169H6ZM173 170V171H172ZM237 170V171H236ZM241 170V171H240ZM62 171V172H61ZM81 171V172H80ZM194 171V172H193ZM209 173H208V172ZM215 171V172H214ZM7 172H9V170H7ZM172 172V173H171ZM187 172V171H186ZM192 172V173H191ZM196 172V173H195ZM201 172V173H199ZM206 172V173H204ZM236 172V173H235ZM262 172V173H261ZM103 174V178H92L93 175H102ZM132 173L134 175L135 178H133V184H132V189L131 192L129 193V197L128 200L125 201L122 205H121V209L120 212L118 214L117 217V221L115 220V222L112 224L110 221H106L104 218L110 214L111 211H109V209H106L107 204H103L104 200L102 199V201H100L101 198V192L100 189L102 188V186H104L105 184L107 185V189L109 191H116L119 192L120 190L118 189V187H120V185L123 182H130V178L132 176ZM191 175H190V174ZM217 173V174H216ZM250 173V174H249ZM3 174L6 175V173L3 172ZM9 174V173H8ZM197 174V175H196ZM226 174V175H225ZM237 174V175H236ZM262 174V176H261ZM83 175H91V180L88 182H84V185L81 183H76L74 181V179H78L79 177H83ZM107 177H106V176ZM175 175V176H174ZM203 177H202V176ZM228 175V176H227ZM248 175V176H247ZM2 176V174L0 173V177ZM77 176V177H76ZM112 176H119L120 179L119 181H113L112 180ZM232 176V177H231ZM235 176V177H234ZM261 176V177H260ZM35 177V178H34ZM71 177L69 181V185H68V189L75 188V190L77 191V195H80V198H74V196H66V203L65 204H72L75 206H79L80 207L73 209V212L68 213L67 215H61L58 220L56 221L55 224H53L52 226H48L45 224L46 218L45 215L47 216V212H51L55 213V210L53 211V209H49V211H45L44 207L48 206H52V204L54 205L55 202L52 201V197L49 199L48 195L47 197L44 196V191H52V189L54 188V183H49L47 182V180H54V179H65ZM76 177V178H75ZM96 177H100V176H96ZM193 177V178H192ZM199 178L198 180H195L196 178ZM202 177V178H201ZM223 177V178H222ZM246 177V178H245ZM251 177V178H250ZM2 178V177H1ZM19 178V179H18ZM28 178V179H27ZM73 178V180H72ZM89 178V179H90ZM139 178V179H138ZM177 178V177H176ZM192 178V179H191ZM214 178V179H213ZM221 178V179H220ZM229 178V180H228ZM236 178V180H235ZM7 179V177H5V180ZM84 179V178H82ZM179 179V178H178ZM181 179V178H180ZM204 179V180H203ZM220 179V180H219ZM234 179V180H232ZM238 179V180H237ZM242 179V180H241ZM248 179V180H247ZM3 179V181H5ZM16 180V181H14ZM30 180V181H29ZM34 180V181H33ZM134 180H135V185H134ZM137 180V181H136ZM140 180V181H139ZM218 180V181H217ZM232 180V181H231ZM196 181V182H195ZM221 181V182H220ZM228 181V182H226ZM263 181V182H262ZM8 182V181H7ZM218 182V183H216ZM16 183V184H14ZM43 183V184H41ZM45 183H49L48 186L44 185ZM143 183V184H140ZM222 183V184H221ZM231 183V184H230ZM58 184V183H55ZM143 185V186H142ZM217 185V186H215ZM250 186V184L248 185V187L250 186V188L252 189V192H247V194L242 191V198L243 200L245 198H248L247 196H253L254 192H259L257 190H259L257 188L256 190V186ZM7 186V187H6ZM61 186V185H60ZM110 186V188H109ZM140 186V187H139ZM212 186V189L209 191V187ZM50 187V188H49ZM136 187V188H135ZM169 187V186H168ZM167 186H162L160 188H158V192L162 195V196H168L169 189ZM180 187V186H179ZM217 187V188H216ZM220 189H219V188ZM89 188V189H88ZM139 188V189H138ZM178 188V186H177ZM175 189L176 191H178V194L175 193V191H172L170 193H174L173 195H170L169 197L171 198V203H173V206H178L177 210H180L181 207L189 206L190 208L195 207V203H196V199L194 198V193L190 196L189 194V190H187V187H183L182 189L180 187V189ZM260 188V187H259ZM262 188V187H261ZM260 188V190H261ZM14 189V190H13ZM67 189V190H68ZM82 189V190H81ZM103 189V188H102ZM101 189V191H102ZM138 189V191H137ZM225 189V190H224ZM229 189V190H228ZM232 189V190H231ZM237 189V190H236ZM3 190V191H2ZM93 190V191H92ZM135 190V191H134ZM186 192H185V191ZM36 193H35V192ZM41 191V192H40ZM181 191V192H180ZM135 194H134V193ZM183 192V193H182ZM6 193V194H7ZM49 193V194H50ZM67 193V192H66ZM75 193V194H76ZM83 193V194H82ZM138 193V194H137ZM167 193V195H166ZM187 193V194H186ZM211 193V194H212ZM226 193V194H227ZM240 193V192H239ZM245 193V195H244ZM131 194V195H130ZM134 194V195H133ZM10 195V196H9ZM29 195V196H28ZM96 195V196H95ZM103 195V194H102ZM122 195V193L118 194V199L114 198L115 201L117 203L118 200H120V196ZM139 195V196H137ZM176 195V196H175ZM42 196V197H41ZM50 196V195H49ZM86 196V197H85ZM87 196L90 197L92 200H90L89 198L87 199ZM93 196H95V201L93 199ZM132 196V197H131ZM134 196V197H133ZM39 197V198H38ZM70 197V198H69ZM83 197V198H81ZM96 197L99 198L98 202L96 201ZM27 198V200H26ZM47 198V199H46ZM86 198V199H85ZM130 198V199H129ZM132 198V199H131ZM12 199L15 201H12ZM43 199V200H42ZM80 199V202H76V200L78 201ZM85 199L86 202L85 205H81L80 203H82V201ZM135 199V200H134ZM168 199V198H167ZM255 199V198H254ZM43 202H41V201ZM56 201V199H54ZM47 201V202H45ZM75 201V202H74ZM91 201H93L94 205L92 204V208H91ZM101 203H100V202ZM133 204H132V202ZM147 200H144V202H146ZM189 201V202H188ZM20 202V203H19ZM43 204H41V203ZM103 202V203H102ZM152 202V201H150ZM258 202V203H257ZM36 203V204H35ZM37 203L41 204L42 208L37 206ZM59 203H63V202H59ZM99 203V204H97ZM166 203V201H165ZM179 203V205H178ZM192 203V204H191ZM227 203V202H225ZM22 204V205H21ZM134 206H131V205ZM188 204V205H187ZM264 201H259L258 198H256V211L258 210V213H261V210H264ZM6 205L8 208H4L1 206ZM14 205V206H13ZM21 205V206H20ZM116 205V204H115ZM130 205V206H129ZM145 205V204H144ZM155 208L158 207V205L156 206V202H154L152 204V206ZM183 205V206H182ZM28 206V207H27ZM160 206V205H159ZM82 207V208H81ZM89 207V208H88ZM95 207L96 209V214H94L93 208ZM132 207V208H131ZM10 208V209H9ZM24 210H23V209ZM27 208V209H26ZM62 207H60L58 210H56V212L58 211H64L63 209H61ZM75 208V207H73ZM127 208V209H126ZM172 208V207H171ZM26 209V210H25ZM82 211H81V210ZM85 209V210H84ZM114 209V208H113ZM129 209V210H128ZM165 207L162 208L163 212H164ZM193 209V208H192ZM247 209V210H246ZM241 211H238L239 213L243 212L242 214H247L248 212V207ZM29 210V211H28ZM51 210V211H50ZM65 210L68 211V207H65ZM79 210V211H78ZM133 210V211H132ZM161 210V212H162ZM85 211H88V213H84ZM124 211V212H123ZM194 211V209H193ZM130 214H129V213ZM162 212V213H163ZM10 213V214H9ZM23 213V214H22ZM81 213V214H80ZM83 213V214H82ZM238 213V214H239ZM107 214V215H106ZM13 215V216H12ZM22 215V216H19ZM129 215V216H128ZM67 216V217H66ZM69 216V217H68ZM94 216V217H93ZM137 216V217H134ZM144 216V215H142ZM141 216V217H142ZM227 216V215H226ZM78 217V218H77ZM252 217V216H251ZM249 218L247 217L246 220H248V222H245V226L251 224V223H255V225H259L261 232L263 231L262 235H260V242L262 243V245H264V218H258L261 221V225L259 224L260 221L257 219L256 222L253 221V218ZM81 218V219H80ZM147 218V217H146ZM156 218V217H155ZM238 218V216L233 219L232 221L236 220ZM16 219V220H15ZM67 221H66V220ZM75 219V220H74ZM135 219V221H134ZM137 219V220H136ZM142 219V218H141ZM61 222H60V221ZM83 223L78 224L80 221ZM98 220V223H97ZM143 220V219H142ZM250 220V221H249ZM6 221V222H5ZM76 221V222H75ZM137 221V222H136ZM96 222V223H95ZM35 223V224H34ZM61 223V224H60ZM126 223V224H125ZM132 223V224H131ZM135 223V224H134ZM220 223V222H218ZM8 225V226H7ZM29 225V226H28ZM63 225V226H62ZM131 225V226H130ZM218 225V224H217ZM32 226V227H31ZM35 226V227H34ZM158 226H159V230H158ZM263 226V227H261ZM31 229H30V228ZM54 227V228H53ZM62 227V228H61ZM126 227V228H125ZM186 228H188L187 226H185ZM9 228V229H8ZM34 228V229H33ZM36 228V229H35ZM133 228V229H130ZM212 228V229H210ZM208 228V233L209 232H213L215 230V228L210 227ZM3 229V230H2ZM14 229V230H13ZM38 229V230H37ZM51 229V230H50ZM9 230V231H8ZM31 230V231H30ZM35 230V231H34ZM127 232H126V231ZM133 230V231H132ZM6 231V232H5ZM24 234H23V232ZM38 231V232H37ZM237 231V230H236ZM4 232V233H2ZM25 232H27L25 234ZM81 232V233H80ZM131 232V233H130ZM31 233V234H30ZM37 233V234H36ZM125 234L126 236L123 237L121 236L122 234ZM240 232H237L235 235V239L233 240L235 243H229L228 245H226V247H223L222 253L221 255H215V253L213 252V254L210 255H205V257L203 258L204 260H206L207 262L205 264H235L233 262V259L235 257L238 256V254L241 252H244L245 255L244 257L241 259L239 264H247L248 258H249V250L252 248V253H255V251H253L254 247H257V238L256 236H254V233H248V230H245V233L243 235L239 234ZM35 234V235H33ZM41 236H40V235ZM88 234V235H87ZM123 234V235H124ZM30 235V236H29ZM147 235V236H146ZM150 235V236H149ZM160 235V236H159ZM71 236V237H70ZM152 236V237H151ZM165 235H162V239H164ZM195 236V235H194ZM237 240V237H240ZM34 237V238H33ZM44 237V238H43ZM58 237V238H57ZM149 237V238H148ZM156 237V238H155ZM198 236H196L194 239H197ZM262 237V238H261ZM129 238V237H128ZM149 240H147V239ZM153 238V239H152ZM155 238V240H154ZM117 239V240H116ZM119 239V240H118ZM125 239V240H124ZM108 240V241H107ZM123 240V241H121ZM142 240V241H141ZM147 240V241H146ZM153 240L155 241V243L153 242ZM249 242L251 244V248H247L245 250L242 249V243L243 241ZM262 240V241H261ZM45 241V242H44ZM158 241V242H156ZM50 243V244H49ZM125 243V244H124ZM146 243V244H144ZM157 247H155V246ZM30 246V247H29ZM49 246V247H48ZM145 248H144V247ZM143 247V248H142ZM30 248V249H29ZM34 248V249H33ZM44 248V249H43ZM81 248V249H80ZM142 248V249H141ZM224 248H229L230 251H226V249ZM130 249V250H129ZM141 249V250H140ZM72 250V251H71ZM144 250V251H143ZM148 250V251H147ZM54 251V252H53ZM97 251V252H96ZM143 251V252H142ZM150 251V253H149ZM152 251V252H151ZM165 251V250H164ZM36 252V253H35ZM82 253V254H81ZM155 253V254H154ZM158 253V254H157ZM51 254V255H50ZM145 254V256H144ZM147 254V255H146ZM151 256H150V255ZM17 255V256H16ZM143 255V256H142ZM163 255V256H160ZM52 256V257H51ZM84 256V257H83ZM10 257V258H9ZM15 259H14V258ZM27 257V258H26ZM30 257V259H29ZM140 257V258H139ZM159 257V258H158ZM25 258V259H24ZM109 258V259H108ZM155 258V259H154ZM163 258V259H161ZM211 258V260L209 259ZM263 258V257H262ZM21 259V260H20ZM53 259V260H52ZM146 259V260H145ZM184 259V256L183 258ZM182 259L179 261H175L172 262L170 264H182L181 261ZM185 259L187 260V264H194L192 261L193 260H189L188 257L185 256ZM194 259V258H193ZM247 259V261H246ZM15 262H14V261ZM27 260V261H26ZM210 260V261H209ZM21 261V262H20ZM53 261V262H52ZM132 261V262H131ZM134 261V262H133ZM189 261V262H188ZM264 259H262V261H256L254 263L251 264H263ZM8 262V263H7ZM12 262V263H11ZM138 262V263H137ZM148 262V263H147ZM179 262V263H178ZM258 262V263H257ZM29 264V263H28ZM184 264V263H183ZM196 264V263H195Z\"/></svg>",
    "mask_w": 264,
    "mask_h": 264
},
{
    "label": "water",
    "instance_id": "3",
    "mask_svg": "<svg viewBox=\"0 0 264 264\" xmlns=\"http://www.w3.org/2000/svg\"><path fill=\"white\" fill-rule=\"evenodd\" d=\"M11 1V0H10ZM42 1V0H34L35 4H31V6H36V3L39 4V2ZM75 1H78V0H75ZM134 0L132 1H128V2H124L125 5H128V4H131V2H133ZM94 4L92 5H95L97 1H93ZM102 2V1H101ZM100 2V3H101ZM114 4L116 5L120 3V0H114ZM130 2V3H129ZM48 3V1H47ZM78 3L80 4V8L82 10V12H84V10H86L87 8L91 7L90 4L91 3H87V2H84L83 0H79ZM5 4V0H0V7L4 6ZM113 4V6H114ZM98 5V4H97ZM124 5V4H123ZM43 6V7H42ZM40 7L36 6V7H32V12L35 13L36 15L41 13L42 11H44V7L48 10L52 12V10L50 9V1L47 5H42ZM126 9H119L118 11L114 12L112 7L110 6V10L111 11V14L116 16L115 18L118 20V24H121V23H124L126 24L127 22V18L125 17V11ZM109 11L106 12V14L102 15L101 17H96V24L95 25H98V23L100 25H102L103 23L107 22L108 19L106 20V16L109 13ZM135 11V8L132 9L131 13ZM82 12L80 14V17H82ZM53 13V12H52ZM115 13V14H113ZM170 13V12H169ZM53 19H56L59 23L62 22V20L64 19V15H62L60 12L58 11H55L54 10V13H53ZM177 13H172L170 14L168 17V19H170L171 17H174L176 16ZM164 16V15H162ZM166 17V16H164ZM93 18H95V15H91L90 18L87 17V19L92 23V20ZM114 25V24H113ZM31 27V26H30ZM130 29H132L131 26H129ZM38 28L35 26V29ZM26 29H23V27L21 28L20 26H16L15 24L13 25H10V26H5L3 27L1 30H0V47H5L7 50L13 52V53H16V55L14 56L13 59H20V57H25V56H30L31 53H32V45L30 44V41L32 40V38L30 36L27 35V33L25 32ZM43 27L41 28H38V33H39V36H41V38L43 39L44 37H46L44 40L48 39V40H51L49 37V35H47L45 32L42 36V33H43ZM112 32V29L111 31ZM131 30L129 31H124L123 28L121 29H118L116 31V34H117V37L118 39H116V44L119 46V48L122 47V41L125 43V50H134V44L130 43L129 39H130V33ZM69 33V32H68ZM49 36V37H48ZM147 36V34H143V38H145ZM65 39H68V40H71L73 39V36L69 35L68 34V37H65ZM147 41H148V38H147ZM98 43H96L94 46H97L100 42H102V40H97ZM189 42L191 44H193V40H189ZM71 43H72V40H71ZM130 44V47H127L128 45L127 44ZM101 44V43H100ZM92 43L89 45V46H86V50H89L90 47H91ZM243 45L244 47H249V50H255V47L250 45V44H246L243 42ZM100 46V45H99ZM85 46H83L84 48ZM127 47V48H126ZM2 49V48H0ZM121 50L122 49H115L114 48L111 50L110 48L104 46L103 48H101V52H106V51H110L112 54H120L121 53ZM72 49H63L62 51H60L59 53L60 54H64V55H67L69 53H71ZM58 53V54H59ZM59 54V55H60ZM73 54V53H71ZM2 65V68L5 69V71L7 72V74L9 75V78L11 79V86L10 87H7L5 89V91H1V87H0V94L2 95L1 96V99H0V102H2L4 99H8L11 95V91L13 90L14 93L16 94V98L20 99V100H23V98H27L29 97L32 93H36L37 91V86H35L36 82L37 81H41L43 77H40L36 71L34 69L30 70L31 68H28V67H25L20 65V63H16V61H7V62H2V64H0V67ZM83 68L79 67V68H75L73 70H69V71H65L63 74V77L62 79H71V81H74L76 76L80 74V72L82 71ZM153 71H148V74L151 75ZM54 72L50 71L48 72V75L52 74ZM37 74V75H36ZM145 74V72L143 73ZM143 74L140 76L139 79H136V80H143L144 78L146 79L148 77H146V75H144V77L142 78ZM80 76V75H79ZM93 76V75H92ZM3 81V79L0 80V82ZM138 85H136V87H134L135 90H137L138 88ZM58 87H53L52 89H50L48 92H46V95L49 96L52 92H54ZM125 88V87H124ZM151 88V87H150ZM85 89L90 92L92 89V86H89L87 83L85 84ZM134 90V92H135ZM62 91V90H61ZM60 92V91H59ZM118 95H120L121 97V102H124L126 105H127V100L124 101V98H122V95L123 94H120V92H117L115 91ZM133 92V93H134ZM56 93V92H55ZM62 93V92H60ZM134 96H135V93H134ZM142 97H143V94H142ZM126 98V96H125ZM40 103H42V100L40 99L39 101H37ZM144 105V104H143ZM140 108V106H139ZM139 108L137 110L133 109V112H132V117L130 119V122H129V126L127 127L126 130H128V128L130 127V125L133 123V122H136L137 119H138V116L140 114V110ZM126 110V109H125ZM114 111V110H113ZM126 111H122V112H116L113 113V115L115 116V119L112 120V123H111V126H110V132L114 131L116 129V126L118 124V122L124 117L123 114H125ZM3 114H1L0 116V119H3ZM30 116V115H27V117ZM118 121V122H117ZM71 123V121H69ZM30 128V127H29ZM28 128V129H29ZM38 130V133L39 135H42V134H46L43 133L44 130L46 129L45 127L43 126H37ZM76 127H73V126H70L68 129H71V136H73L74 134V130H75ZM65 130V129H64ZM126 130L125 132L123 133V135L126 133ZM49 131V129L47 130ZM52 135H54V133H51ZM110 134V133H109ZM122 135V136H123ZM120 138L119 142H118V145L114 151V158L112 159L111 163L108 165L107 169L109 168V166L112 164V162L114 160L117 159V157L120 156V154L118 153V150L121 149V146L123 145V138ZM109 137V136H108ZM6 140L5 138H1L0 141H4ZM74 141V140H73ZM104 139L102 140V143H103ZM22 144V143H21ZM18 147V150L20 149V153L18 152V154H21V153H24L26 156H31V151L33 152V148H30L31 145H26V144H23ZM40 151H43V152H47V153H50L47 149H42ZM22 155V154H21ZM9 170V172H7V170ZM0 172L2 174V179H5V177H7V180L9 183V174L11 177H14L15 173H13L10 169L6 168V167H0ZM6 173L5 174H3ZM9 173V174H8ZM104 173H102V175H93L92 178H95V179H98V178H103ZM96 176H100V177H96ZM91 175H83V177H79L78 179H74V181H76V183H81L84 185V182H88L91 180ZM71 177H68V178H65V179H54V180H47V182L49 183H59L56 184V186H54L55 188H60V191H62V193H67L66 196H74V198H77L79 197L80 198V195H77V191L75 190V188H70L68 189V185H69V181L67 180H70ZM84 178V179H82ZM90 178V179H89ZM49 183H45L44 185H47ZM43 184V183H41ZM59 184H62V186H59L57 187ZM132 184H133V180L129 182H123L120 187H118V189L120 190L118 192L119 193H122V195L120 196V200L116 202H113L111 201V197L110 196H104L103 200H104V204H110V206L112 207V210L110 212L109 215H107L104 219L106 221H110L112 224L115 222V220L117 221V217H118V214L120 212V209H121V205L127 201L128 197H129V193L131 192L132 190ZM250 184V186H253L255 185V181H253L252 179L249 180V182L247 183H240V184H236L234 187L237 188L238 190H241V191H244L245 193L247 192H252V189L250 188V186L248 187V185ZM177 186H180V187H187L188 190H189V193H190V196L194 193V198L196 199V203H195V209L193 211L192 208H187L185 210L184 213H181L178 218H173L172 219V222H175L176 221V225L178 224H185L186 222H190L189 224V227L190 229L192 230V217L194 218V220H198L199 218L197 216H202V217H206L205 220L203 221H200V222H196V228L197 229H200V230H204L205 228L207 227H210L211 225L213 226V228H215L216 230L218 229V221L221 219L219 216V214H217L218 212L221 213V207L224 208L225 204L223 203L221 197H220V194L221 192H218V190H214L213 193L212 192H208L207 189L205 187H203L202 185H198L196 183H192L190 181H188L187 179H176L175 181H173L171 184H170V187H168L169 191L170 190H175V188ZM256 186V189L257 188H261L262 192H264V185H260V183H258V185H255ZM68 189V190H67ZM212 187H209L208 190H211ZM76 193V194H75ZM212 193V194H211ZM227 192H223L222 191V194H226ZM82 198V197H81ZM255 198V199H254ZM199 199V200H198ZM64 201H66V198L63 199ZM166 200H163L161 199L160 201L156 202V206L158 205V207L155 208V205L154 207L152 206V204L155 202V201H152L150 202L149 200H147L145 202V205H141L140 204V201H139V204L134 208L135 210V213L139 212L138 214H141L142 215H146L148 217H152V221L149 223V224H156V225H159L161 226L163 229L164 227L167 228V226L170 224L172 227V222L171 220L168 222H162L160 221L158 218H154L153 215L157 214V212L161 211L163 207H165V210L163 213H161L162 216H170L169 214V211L171 209V206L168 205L167 203H165ZM206 202L208 204L211 203V205L214 207L212 208V210L210 208H207V209H204L203 210V213L202 212H199L198 210V207L200 205H202L201 202ZM78 202H80V199L78 200ZM86 202H89V201H86ZM85 199L82 201V203H80L81 205H85ZM243 203H246V204H250L248 206V212L247 214H242L241 212L238 214L237 212V215H238V218L236 219V221L238 223H236L235 225L238 226H242L244 227V230H248V233H251L253 234L254 233V236H260L262 235L263 231L261 232V229L259 227V225H255V223H251L247 226H245V220L247 219V217H253V221L256 222V220L258 219V215H260V213H258L255 209H256V196L254 195L253 193V196L249 197L248 198H245L243 201ZM142 203V202H141ZM116 204V205H115ZM160 205V206H159ZM114 208V209H113ZM233 210V209H231ZM230 210V211H231ZM93 211H94V214H96V209L95 207L93 208ZM262 214H264V210L260 211ZM258 213V214H257ZM257 214V215H256ZM94 217V216H93ZM260 217V216H259ZM260 219V218H259ZM258 219V220H259ZM96 223V222H95ZM97 223H98V220H97ZM222 223V222H220ZM176 225L173 227V228H176ZM138 226H142L141 223L137 222L136 223V227L137 228H140ZM184 226V225H183ZM182 226V227H183ZM229 228H231L233 225L232 222H230L228 225H227ZM178 229V228H176ZM208 229H206L205 231L207 232ZM177 231V230H176ZM225 231H227L228 233L225 234V240L228 239V237L230 236L231 233H229L230 231L225 229ZM134 237H138V236H133ZM190 240V241H189ZM200 242H197L194 241L193 237H190L188 239V243L184 244V243H175L174 246L176 245L177 247L179 248H191L192 250L190 251H200L202 250L201 247L204 249L206 245H203L205 243H208L210 241H214L215 239H213L212 237L210 239H204V238H201V239H198ZM224 240V241H225ZM223 241V242H224ZM225 247V246H224ZM226 249V248H224ZM226 251H230L229 248L226 249ZM253 251H256V257L258 254H260V257L261 259H264V245H258L257 247H254L253 248ZM250 254L252 253V248L248 251ZM188 258H191L192 256L189 255V254H186ZM176 257L175 253L173 252V256H169L168 255V258H174ZM255 257V258H256ZM263 257V258H262ZM165 258V257H164ZM255 258L253 260H250V261H247V264H251V263H254L255 262ZM252 259V258H251ZM166 261V259H164ZM171 263L173 262V260L171 259L170 260Z\"/></svg>",
    "mask_w": 264,
    "mask_h": 264
}]
</instances>
